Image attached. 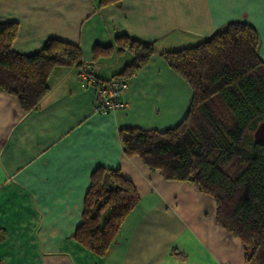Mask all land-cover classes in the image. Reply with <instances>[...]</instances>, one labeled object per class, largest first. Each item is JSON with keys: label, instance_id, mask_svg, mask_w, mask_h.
<instances>
[{"label": "crops", "instance_id": "0c3cea01", "mask_svg": "<svg viewBox=\"0 0 264 264\" xmlns=\"http://www.w3.org/2000/svg\"><path fill=\"white\" fill-rule=\"evenodd\" d=\"M233 21L255 29L264 60V0H0V22L18 26L14 50L32 53L49 38L75 44L102 80L128 63L116 38L153 42L155 50L127 79L125 106L107 113L93 111L95 87L73 66L52 69L47 94L29 112L0 89V264H246L239 239L216 223L211 196L164 180L125 156L119 141L124 128L162 131L181 122L191 90L159 54ZM99 166L118 169L138 196L102 256L73 238Z\"/></svg>", "mask_w": 264, "mask_h": 264}, {"label": "trees", "instance_id": "16d2710c", "mask_svg": "<svg viewBox=\"0 0 264 264\" xmlns=\"http://www.w3.org/2000/svg\"><path fill=\"white\" fill-rule=\"evenodd\" d=\"M17 31L16 23L0 22V89L29 112L47 94L54 67L78 68L83 62L77 45L56 38L47 39L37 51L20 53L12 47ZM115 41L117 50L129 53L131 60L111 79L127 81L154 55V44L127 36ZM257 47L255 29L233 21L194 45L161 52L190 87L184 118L162 131H119L125 156L138 157L166 181H180L213 198L216 223L239 239L246 264H264V141L253 137L264 122V60ZM96 79L94 87L107 81ZM137 202L134 186L118 169L96 167L73 238L104 255Z\"/></svg>", "mask_w": 264, "mask_h": 264}, {"label": "built area", "instance_id": "2783aa9c", "mask_svg": "<svg viewBox=\"0 0 264 264\" xmlns=\"http://www.w3.org/2000/svg\"><path fill=\"white\" fill-rule=\"evenodd\" d=\"M76 69L83 85L90 84L94 86L99 83V80L96 79L97 76L87 64H83ZM126 86V81L117 79H108L102 85L96 86L93 111L96 113H107L123 108L125 103L120 96Z\"/></svg>", "mask_w": 264, "mask_h": 264}, {"label": "water", "instance_id": "95a60500", "mask_svg": "<svg viewBox=\"0 0 264 264\" xmlns=\"http://www.w3.org/2000/svg\"><path fill=\"white\" fill-rule=\"evenodd\" d=\"M253 137L258 141H264V122L257 126L253 133Z\"/></svg>", "mask_w": 264, "mask_h": 264}, {"label": "rangeland", "instance_id": "374dc122", "mask_svg": "<svg viewBox=\"0 0 264 264\" xmlns=\"http://www.w3.org/2000/svg\"><path fill=\"white\" fill-rule=\"evenodd\" d=\"M130 55L129 54H126L125 56H123L122 57V60H126V62H129V60H130ZM115 61H117V60H115ZM121 61V60H120Z\"/></svg>", "mask_w": 264, "mask_h": 264}]
</instances>
